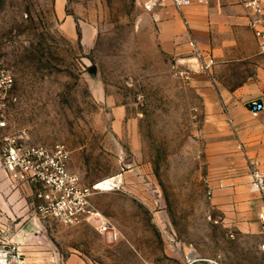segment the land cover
Instances as JSON below:
<instances>
[{
    "label": "rangeland",
    "instance_id": "rangeland-1",
    "mask_svg": "<svg viewBox=\"0 0 264 264\" xmlns=\"http://www.w3.org/2000/svg\"><path fill=\"white\" fill-rule=\"evenodd\" d=\"M147 1L0 0V68L14 77L9 132L24 131L31 145H64L85 187L123 177L120 190L90 197L119 229L117 242L94 221L35 219L28 186L0 192V227L22 264H264L260 229L249 219L241 235L229 202L257 197L243 184L246 158L222 130L207 150L192 86L204 73L194 58L198 71L179 76L187 67L146 34ZM166 2L173 6L161 0L155 9Z\"/></svg>",
    "mask_w": 264,
    "mask_h": 264
},
{
    "label": "crops",
    "instance_id": "crops-1",
    "mask_svg": "<svg viewBox=\"0 0 264 264\" xmlns=\"http://www.w3.org/2000/svg\"><path fill=\"white\" fill-rule=\"evenodd\" d=\"M150 12L152 16L146 23V34L157 38L162 48L176 56L184 67L198 71L193 65L195 59L190 54L189 41H194L215 61L209 74L194 75L192 83L202 103L198 116L208 123L207 150H213L222 130L226 139H230L246 158L248 170L249 163L264 170V117L253 118L246 108L248 101L260 97L264 91V57L258 54L241 1L190 0L180 12L166 2L163 7ZM70 162L71 157L68 170L77 175L82 186L89 184L80 171L71 168ZM98 179L94 177L93 181ZM249 180L248 175L243 184H249ZM17 187L11 185L0 169V192L17 191ZM24 187L26 185L19 189ZM236 192L245 193L246 190L240 188ZM243 198L238 195L229 201L231 204L237 202V212H232L236 216V229L241 235L250 232V219L261 233L258 214L264 211L263 199L257 195L254 202L247 203ZM247 208L250 212L244 211Z\"/></svg>",
    "mask_w": 264,
    "mask_h": 264
},
{
    "label": "built area",
    "instance_id": "built-area-1",
    "mask_svg": "<svg viewBox=\"0 0 264 264\" xmlns=\"http://www.w3.org/2000/svg\"><path fill=\"white\" fill-rule=\"evenodd\" d=\"M161 0H148L145 9L152 11ZM248 16L258 54L264 57V0H240ZM190 0H173L178 12ZM190 53L198 62L199 70L209 74L215 65L212 57L204 54L194 41H189ZM191 67L178 72L184 80H190L194 72ZM14 86L11 71L0 68V169L13 186H29L36 200L35 219L56 222L64 226H75L81 222L94 221L99 235L112 241L122 240L116 225L101 215L90 203V197L98 192H113L121 189L123 177L118 174L102 180L91 188L82 186L77 175L68 170L70 152L64 145L51 148L27 143L24 131L10 133L8 113ZM249 115L253 118L264 117V91L256 99L246 103ZM249 188L264 201V170L257 164L249 163ZM207 196H212V188L207 184ZM261 234L264 236V211L258 214ZM5 231L0 227V264H22V255L15 243L7 241ZM264 255V241L259 245ZM207 264H219L212 259H204Z\"/></svg>",
    "mask_w": 264,
    "mask_h": 264
}]
</instances>
